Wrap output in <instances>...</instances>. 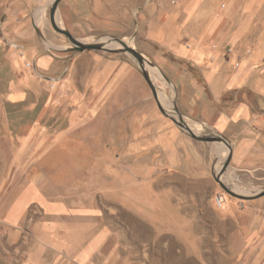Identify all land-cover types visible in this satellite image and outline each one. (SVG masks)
I'll list each match as a JSON object with an SVG mask.
<instances>
[{
  "label": "rangeland",
  "instance_id": "rangeland-1",
  "mask_svg": "<svg viewBox=\"0 0 264 264\" xmlns=\"http://www.w3.org/2000/svg\"><path fill=\"white\" fill-rule=\"evenodd\" d=\"M182 1L62 0L58 15L63 27L84 43L104 44L117 37L142 53L152 64L146 70L164 110L179 120L177 107L196 135H216L202 118L203 104L212 103L216 112L230 118L247 94L215 98L208 88L202 92V72L170 47L177 24L173 12ZM24 2L0 0V33L14 18V4ZM53 2L40 0L36 14L45 10V27L58 40L55 53L63 64L56 77L64 80L72 73L70 95L63 98L74 97L76 103L70 108V122L64 117L41 140L46 141V152L30 156L32 178L53 199L104 215L125 252L117 264H202V259L234 264V259L247 256V247L240 248L248 237L232 235L230 212H245L250 206L260 221L264 196L241 200L221 183L252 197L264 191V133H250L252 152L237 157L234 148L242 138H231L228 126L226 136L222 134L232 148L227 163V145L194 140L160 111L140 64L121 52L122 46L109 45L118 50L112 53L72 50L70 41L51 26ZM199 10L202 2L197 16ZM198 94L200 103L195 102ZM166 195L176 202L162 199ZM218 196L225 200L222 207L216 203ZM256 237L260 241L262 234ZM202 242L204 251L198 250Z\"/></svg>",
  "mask_w": 264,
  "mask_h": 264
},
{
  "label": "crops",
  "instance_id": "crops-1",
  "mask_svg": "<svg viewBox=\"0 0 264 264\" xmlns=\"http://www.w3.org/2000/svg\"><path fill=\"white\" fill-rule=\"evenodd\" d=\"M40 5V0L14 4V18L0 33V264H117L125 252L104 215L53 199L31 175L30 156L46 152L41 140L64 117L70 122L76 103L63 98L70 95L72 73L56 77L63 70L55 53L58 40L45 27V10L36 14ZM173 13L170 47L202 72V92L208 88L215 98L246 92V102L230 118L208 102L200 112L216 132L226 136L231 126L230 137L242 138L234 155L250 154V133H264V0H183ZM195 102H202V94ZM254 107L261 113L254 114ZM249 207L230 212L232 235L248 237L240 248L247 247V256L234 264H264V218L259 221ZM204 243L198 250L207 249Z\"/></svg>",
  "mask_w": 264,
  "mask_h": 264
},
{
  "label": "water",
  "instance_id": "water-1",
  "mask_svg": "<svg viewBox=\"0 0 264 264\" xmlns=\"http://www.w3.org/2000/svg\"><path fill=\"white\" fill-rule=\"evenodd\" d=\"M62 0H54V2L52 3L51 7H50V23L51 26L53 27V29L61 34L64 35L72 44V50L76 51V52H84L87 50H93V51H104V52H117L118 50H113L110 49V46H107L106 43L102 44V43H84L80 40H78L77 38H75L72 33L70 31H68L67 29H65L64 27L60 26L58 24L57 21V16L59 14V10H60V4H61ZM109 43H114L115 45H120L122 46L121 48V52L123 53H128L130 54L134 59H136L138 61V63L140 64V67L142 69V74L147 82V84L149 85L152 94L157 102V105L160 109V111L167 117H169L176 125H178L179 127L185 129L188 134L190 135L191 138H193L194 140H197L199 142H207V143H214V142H218V143H222L224 145H227L229 150H230V154L228 156L227 159V163L230 162L231 158H232V148L230 146V144L228 143L226 137L224 135H222L221 133H217L216 135H196L192 129L190 127H188L185 123L184 120L182 118V116L180 115L178 108L175 107V112L176 114L179 116V120L175 119L174 117L170 116L168 114V112H166L160 102V98H159V94H158V89L156 88V86L154 85V83L152 82L150 75L148 74L145 64L147 63L148 65L150 64V62H148V60L146 59V57L140 53L139 51H137L135 48L131 47L130 45H128L126 42H124V40L117 38V37H113L109 40ZM113 44V45H114ZM109 47V48H108ZM152 65V64H150ZM167 81H169L168 78H165ZM223 173V171L221 172ZM221 186L224 188V190L230 194L233 197L239 198L241 200H250L253 198H258V197H262L264 196V191L259 194L258 196H247V195H243L237 192H234L232 190H230L229 188H227L226 186H224V184L221 183Z\"/></svg>",
  "mask_w": 264,
  "mask_h": 264
},
{
  "label": "bare ground",
  "instance_id": "bare-ground-1",
  "mask_svg": "<svg viewBox=\"0 0 264 264\" xmlns=\"http://www.w3.org/2000/svg\"><path fill=\"white\" fill-rule=\"evenodd\" d=\"M44 13H45V12H44ZM44 13H42V15H45ZM57 21H58V24H59L60 26L63 27V25H62V21L60 20V16H59V15L57 16ZM109 40H110V39L104 40V43H106L107 46H109V45H111V44H114V43H109ZM146 65H148V64L146 63V64H145V67H146ZM158 94H159V92H158ZM159 98H161L160 94H159ZM220 172H221V169L218 171V175H220Z\"/></svg>",
  "mask_w": 264,
  "mask_h": 264
},
{
  "label": "built area",
  "instance_id": "built-area-1",
  "mask_svg": "<svg viewBox=\"0 0 264 264\" xmlns=\"http://www.w3.org/2000/svg\"><path fill=\"white\" fill-rule=\"evenodd\" d=\"M227 52L230 54V53L233 52V50H232L231 48H228ZM237 66H238V64H237ZM224 202H225V200H224L223 197L218 196V197L216 198V203H217V205H218L219 207H222L223 204H224Z\"/></svg>",
  "mask_w": 264,
  "mask_h": 264
}]
</instances>
